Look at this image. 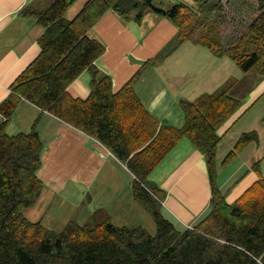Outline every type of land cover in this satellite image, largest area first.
<instances>
[{"label": "trees", "instance_id": "16d2710c", "mask_svg": "<svg viewBox=\"0 0 264 264\" xmlns=\"http://www.w3.org/2000/svg\"><path fill=\"white\" fill-rule=\"evenodd\" d=\"M44 1L42 5V0H29L21 9L44 28L40 51L0 102V113L6 117L0 122V264H264V180L253 183L234 203H227L215 184L217 128L240 106L232 95L234 79L192 101L181 100L182 126L161 123L134 92L141 70L113 91L111 77L94 64L104 44L89 34L108 10L124 20L139 21L143 11L152 8L177 27L163 54L190 38L216 56L229 57L242 72L255 69L264 75V0H256L259 13L227 45L210 14L213 10L217 20L223 19L219 0H192L196 8L179 1L166 9L154 6V0H87L72 19L64 12L74 0ZM85 68L91 74L90 92L86 98L73 97L67 86ZM22 99L97 140L125 164L132 174L134 199L154 220V234L108 220L95 225L70 220L55 230L24 215L42 187L36 175L42 141L37 119L26 132H6ZM182 137L205 156L211 195L206 214L179 230L162 215L163 190L149 176ZM256 138L254 131L241 133L234 150Z\"/></svg>", "mask_w": 264, "mask_h": 264}, {"label": "crops", "instance_id": "0c3cea01", "mask_svg": "<svg viewBox=\"0 0 264 264\" xmlns=\"http://www.w3.org/2000/svg\"><path fill=\"white\" fill-rule=\"evenodd\" d=\"M86 1L77 0L70 11L67 8L66 19ZM28 2L0 0V102L40 51L38 39L44 28L21 13ZM89 34L104 44L94 64L111 77L113 91L141 70L134 92L161 123L182 126L181 100L192 101L234 79L232 95L240 106L217 128L215 184L226 202L234 203L253 183L264 180V75L255 69L242 72L229 57L216 56L190 38L163 54L177 27L150 9L139 21L124 20L108 10ZM90 78V71L83 69L67 86L68 93L86 98ZM36 119L42 141L36 175L42 187L35 204L24 210L29 220L55 230L70 220L79 224L108 220L116 226H140L149 233L156 229L150 213L133 197L132 174L97 140L24 99L16 105L6 132H26ZM251 131L257 138L234 150L240 134ZM232 150L235 153L226 159ZM149 178L163 190L161 213L177 229L192 226L206 214L211 195L206 159L187 137L177 142ZM55 206L61 212H53Z\"/></svg>", "mask_w": 264, "mask_h": 264}, {"label": "rangeland", "instance_id": "374dc122", "mask_svg": "<svg viewBox=\"0 0 264 264\" xmlns=\"http://www.w3.org/2000/svg\"><path fill=\"white\" fill-rule=\"evenodd\" d=\"M77 0H74L68 7V11H70ZM80 1V0H79ZM179 1H185L188 4H190L192 7L196 8L197 4L192 0H154L153 4L156 7L159 8H168L170 7L174 2ZM229 1V2H228ZM212 2V0H210ZM219 2L223 5V19L217 20L214 15V11L212 10L210 14L212 15V20L214 19L216 22H219V36L222 38V44L227 45L228 42H230L231 38L237 37L238 34H240L249 23L250 19L254 16H256L259 12L256 9V0H219ZM84 3V1H83ZM45 4V1L42 0V5ZM82 8V6L80 7ZM79 8V9H80ZM78 9V11H79ZM151 11L155 12L152 8H149ZM71 11L70 18L72 19L78 11ZM68 14V12H67ZM65 17V16H64ZM66 18V17H65ZM208 49V48H207ZM233 67H238L236 63H233ZM59 213L61 212V209H56V206L53 209V212ZM24 213V212H23ZM28 214V212H25ZM101 221H95L88 223L89 225H95L96 223H99ZM63 226L57 227L56 230L62 229ZM154 231H150L151 234H154Z\"/></svg>", "mask_w": 264, "mask_h": 264}, {"label": "built area", "instance_id": "2783aa9c", "mask_svg": "<svg viewBox=\"0 0 264 264\" xmlns=\"http://www.w3.org/2000/svg\"><path fill=\"white\" fill-rule=\"evenodd\" d=\"M4 120H6V117L2 113H0V122Z\"/></svg>", "mask_w": 264, "mask_h": 264}]
</instances>
